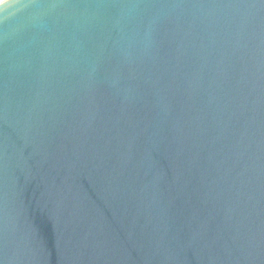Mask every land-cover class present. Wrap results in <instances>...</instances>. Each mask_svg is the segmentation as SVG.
Listing matches in <instances>:
<instances>
[{"label": "water", "instance_id": "1", "mask_svg": "<svg viewBox=\"0 0 264 264\" xmlns=\"http://www.w3.org/2000/svg\"><path fill=\"white\" fill-rule=\"evenodd\" d=\"M0 264H264V0L0 2Z\"/></svg>", "mask_w": 264, "mask_h": 264}, {"label": "bare ground", "instance_id": "2", "mask_svg": "<svg viewBox=\"0 0 264 264\" xmlns=\"http://www.w3.org/2000/svg\"><path fill=\"white\" fill-rule=\"evenodd\" d=\"M2 1H4V0H0V2H2Z\"/></svg>", "mask_w": 264, "mask_h": 264}]
</instances>
